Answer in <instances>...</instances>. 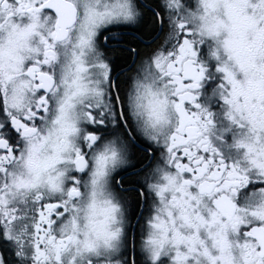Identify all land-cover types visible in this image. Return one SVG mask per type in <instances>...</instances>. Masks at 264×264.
Returning <instances> with one entry per match:
<instances>
[{
  "label": "snow or ice",
  "instance_id": "6c2138e0",
  "mask_svg": "<svg viewBox=\"0 0 264 264\" xmlns=\"http://www.w3.org/2000/svg\"><path fill=\"white\" fill-rule=\"evenodd\" d=\"M0 264H264V0H0Z\"/></svg>",
  "mask_w": 264,
  "mask_h": 264
}]
</instances>
